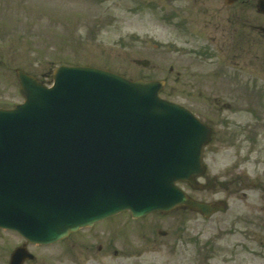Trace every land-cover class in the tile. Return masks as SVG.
I'll list each match as a JSON object with an SVG mask.
<instances>
[{
    "label": "water",
    "instance_id": "95a60500",
    "mask_svg": "<svg viewBox=\"0 0 264 264\" xmlns=\"http://www.w3.org/2000/svg\"><path fill=\"white\" fill-rule=\"evenodd\" d=\"M25 103L0 109V227L49 244L119 212L136 217L179 207L209 218L226 207L176 186L206 171L210 131L162 100L163 83L62 66L54 85L17 71ZM31 258L18 249L11 264Z\"/></svg>",
    "mask_w": 264,
    "mask_h": 264
},
{
    "label": "rangeland",
    "instance_id": "374dc122",
    "mask_svg": "<svg viewBox=\"0 0 264 264\" xmlns=\"http://www.w3.org/2000/svg\"><path fill=\"white\" fill-rule=\"evenodd\" d=\"M186 3V0H0V107L12 108L23 101L15 72L18 68L48 76L56 67L66 64L110 69L131 79L146 74L164 77V71L178 57L167 51V43H182L169 18L185 15L184 10L191 6ZM156 44L158 48L154 47ZM145 58L152 60L151 70H143L134 63ZM192 90L172 86L163 96L197 108ZM258 139L256 150L244 151L243 147L228 150V145L219 149L212 145L213 149L207 151L208 177L232 171L241 173L246 177L245 185L238 187L243 190L241 193L217 195L180 185L199 200L227 198L230 207L227 213L204 219L190 211H174L161 217L152 214L136 223L129 221L130 216L125 213L75 239L83 242L89 238L93 243L116 240L115 250L122 253L124 248V255L127 252L133 255L123 259L124 264H174L180 247L170 243H184L186 247L183 254L186 260L178 257L177 264H264L261 247L264 200L260 190V185H264V135ZM115 222L121 224L119 231L112 226ZM106 224L109 226L103 228ZM158 231H166L167 236L162 237ZM70 239L62 243H72ZM20 242L17 234L0 232V255L9 244ZM142 243L145 245L141 246ZM150 243H164L168 247L161 252L153 251L157 245ZM64 245L31 248L36 255L32 264H72ZM136 250L140 253H134ZM110 254H114L112 250ZM110 259L116 263L122 260L106 258L104 262Z\"/></svg>",
    "mask_w": 264,
    "mask_h": 264
},
{
    "label": "flooded vegetation",
    "instance_id": "af4514ba",
    "mask_svg": "<svg viewBox=\"0 0 264 264\" xmlns=\"http://www.w3.org/2000/svg\"><path fill=\"white\" fill-rule=\"evenodd\" d=\"M257 1L259 0H189L187 4L191 6L184 10L185 15L169 18L170 24L179 31L182 43L179 44L180 47L176 46L175 41L167 43V51L175 52L178 57L169 64L166 71V89L172 86H180L184 90L194 88L192 92L198 103L196 114L211 126L213 145L219 149L228 145V150H237L238 147H243L244 151L250 150L254 146L251 138L253 134L259 130L264 131V32L261 30L264 27V13L261 14ZM251 12L255 15H251ZM154 47L158 48L156 45ZM144 60L148 61L147 66L139 64L138 67L151 70L152 60ZM184 76L190 79L183 78ZM143 78L153 79V76L146 74ZM221 141L222 144H216ZM206 176L202 179L217 191L241 193L243 190L238 187L245 185V177L234 171L211 178ZM260 189L264 200V185H260ZM243 197L246 198V195ZM119 216L112 219L116 221ZM127 218L133 223L141 220ZM102 224L104 222L96 226ZM96 226L71 235L72 243H56L51 248L65 244L67 254H64L72 264H124L123 259L132 258L130 252H127V256L124 255V248L122 253L115 250L114 246L118 248L116 240L93 243L87 238L91 237L89 235H83L87 238L83 242L80 238L75 239ZM108 226L106 224L103 228ZM112 226L119 231L121 224L115 222ZM111 232L112 230L110 236ZM158 232L161 235V231ZM150 244L157 245L153 251L161 252L162 248L168 247L164 243ZM170 244L180 247V259L183 260L184 243ZM144 245L142 243L141 246ZM18 246L38 248L27 243L15 246L9 244L4 254L0 255V264H10L13 249ZM261 247H264V243H261ZM111 250L114 253L112 256ZM134 253L138 254L140 251L136 250ZM57 256L60 257V253ZM106 258L122 260L117 263L111 259L110 262H104ZM35 260L36 258L24 264H32Z\"/></svg>",
    "mask_w": 264,
    "mask_h": 264
},
{
    "label": "trees",
    "instance_id": "16d2710c",
    "mask_svg": "<svg viewBox=\"0 0 264 264\" xmlns=\"http://www.w3.org/2000/svg\"><path fill=\"white\" fill-rule=\"evenodd\" d=\"M47 79V78H46ZM44 82V81H43Z\"/></svg>",
    "mask_w": 264,
    "mask_h": 264
}]
</instances>
